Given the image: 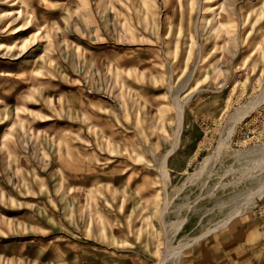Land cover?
I'll list each match as a JSON object with an SVG mask.
<instances>
[{
  "label": "rangeland",
  "instance_id": "obj_1",
  "mask_svg": "<svg viewBox=\"0 0 264 264\" xmlns=\"http://www.w3.org/2000/svg\"><path fill=\"white\" fill-rule=\"evenodd\" d=\"M261 146L264 0H0V264H264Z\"/></svg>",
  "mask_w": 264,
  "mask_h": 264
},
{
  "label": "built area",
  "instance_id": "obj_2",
  "mask_svg": "<svg viewBox=\"0 0 264 264\" xmlns=\"http://www.w3.org/2000/svg\"><path fill=\"white\" fill-rule=\"evenodd\" d=\"M255 210L260 220V225L264 230V194L256 201Z\"/></svg>",
  "mask_w": 264,
  "mask_h": 264
},
{
  "label": "bare ground",
  "instance_id": "obj_3",
  "mask_svg": "<svg viewBox=\"0 0 264 264\" xmlns=\"http://www.w3.org/2000/svg\"><path fill=\"white\" fill-rule=\"evenodd\" d=\"M253 103H255V102H253ZM252 106H253V105H249V106L244 107V108L241 110L240 114L237 112V113L239 114L238 116L243 115L244 113H246L247 111H249V110L252 108ZM239 111H240V110H239ZM238 116H237V117H238ZM257 151H259V152H262V151H263V152H264V147L261 146L260 148H257ZM260 190H261V191L264 190V186H263ZM258 191H259V190H258Z\"/></svg>",
  "mask_w": 264,
  "mask_h": 264
},
{
  "label": "crops",
  "instance_id": "obj_4",
  "mask_svg": "<svg viewBox=\"0 0 264 264\" xmlns=\"http://www.w3.org/2000/svg\"><path fill=\"white\" fill-rule=\"evenodd\" d=\"M257 215V214H256ZM258 220H259V217L257 216ZM260 221V220H259ZM260 223V222H259Z\"/></svg>",
  "mask_w": 264,
  "mask_h": 264
}]
</instances>
